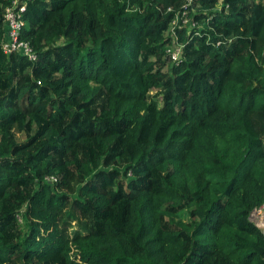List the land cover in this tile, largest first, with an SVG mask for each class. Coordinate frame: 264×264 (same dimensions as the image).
<instances>
[{"label":"trees","instance_id":"trees-1","mask_svg":"<svg viewBox=\"0 0 264 264\" xmlns=\"http://www.w3.org/2000/svg\"><path fill=\"white\" fill-rule=\"evenodd\" d=\"M13 1L0 264H264V0Z\"/></svg>","mask_w":264,"mask_h":264},{"label":"built area","instance_id":"built-area-1","mask_svg":"<svg viewBox=\"0 0 264 264\" xmlns=\"http://www.w3.org/2000/svg\"><path fill=\"white\" fill-rule=\"evenodd\" d=\"M192 0H188V4L191 5ZM186 4L184 8L187 7ZM26 9V4H20L19 0H14L12 3V7L8 8L5 12L4 20L7 31L5 33V39L1 42V49L5 55L18 54L23 57H26L29 61H36L37 55L36 52L31 47L29 42H26L21 39V33L25 26V21L23 20V13ZM186 16V13H183ZM179 19L177 18L173 22V26L178 25ZM189 20H184L185 24H188ZM195 23L192 22V26ZM174 31V28L171 29ZM174 33H172L173 35ZM177 42V41H176ZM168 53L171 55V60L177 62L180 60L182 56L181 48L173 43L168 50ZM50 181L56 182L57 178H47ZM250 220L253 222L258 228H260L264 232V205L258 209H255L251 215Z\"/></svg>","mask_w":264,"mask_h":264},{"label":"rangeland","instance_id":"rangeland-1","mask_svg":"<svg viewBox=\"0 0 264 264\" xmlns=\"http://www.w3.org/2000/svg\"><path fill=\"white\" fill-rule=\"evenodd\" d=\"M169 65H170V64H167V65H166V67H165V70H166V71L168 70ZM152 94H156V92L153 91ZM180 214H181V218L184 219L185 221H189V220H190L189 215H188V213H187L186 211H183V212H181ZM23 224H24V222L22 223V225H23Z\"/></svg>","mask_w":264,"mask_h":264}]
</instances>
